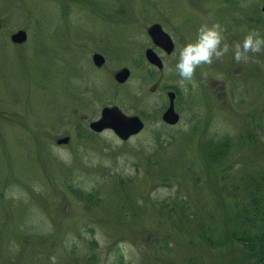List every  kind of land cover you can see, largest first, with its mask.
<instances>
[{"label": "rangeland", "instance_id": "1", "mask_svg": "<svg viewBox=\"0 0 264 264\" xmlns=\"http://www.w3.org/2000/svg\"><path fill=\"white\" fill-rule=\"evenodd\" d=\"M263 2L0 0V264H262L232 233L252 234L238 197L264 181V51L237 62L232 46L264 35ZM217 22L229 52L182 82L168 71L178 46ZM169 91L174 125L161 119ZM105 105L144 128L90 131Z\"/></svg>", "mask_w": 264, "mask_h": 264}, {"label": "clouds", "instance_id": "2", "mask_svg": "<svg viewBox=\"0 0 264 264\" xmlns=\"http://www.w3.org/2000/svg\"><path fill=\"white\" fill-rule=\"evenodd\" d=\"M224 29L217 23H203L195 34L178 46L174 54L175 64L168 71H175L182 82L195 83L193 77L201 65L212 64L229 52V44L224 41ZM233 57L237 62L248 60L249 53L264 51V35L256 29H249L242 40L232 46Z\"/></svg>", "mask_w": 264, "mask_h": 264}, {"label": "water", "instance_id": "3", "mask_svg": "<svg viewBox=\"0 0 264 264\" xmlns=\"http://www.w3.org/2000/svg\"><path fill=\"white\" fill-rule=\"evenodd\" d=\"M264 11V3L262 5ZM147 33L151 36L153 42L161 46L167 53H170L173 48V43L170 36L163 31L162 27L158 23H153L147 28ZM26 38V34L23 30H20L12 34L11 39L14 42H22ZM146 58L157 67H162V61L157 53L148 48L145 51ZM93 60L96 65H101L104 62V58L100 54H94ZM129 75V70L123 68L115 73V78L119 82H123ZM169 106L163 112L162 118L168 123H176L179 120V115L174 109V92H169ZM142 120L136 116H127L117 106L104 107L101 111V118L90 123V127L96 131H100L105 127L112 128L116 134L122 138L127 139L130 135L139 132L143 128ZM68 138L60 139L58 142H67Z\"/></svg>", "mask_w": 264, "mask_h": 264}, {"label": "trees", "instance_id": "4", "mask_svg": "<svg viewBox=\"0 0 264 264\" xmlns=\"http://www.w3.org/2000/svg\"><path fill=\"white\" fill-rule=\"evenodd\" d=\"M255 184L258 186L238 197L237 204L241 221L250 227L252 234L233 232L232 238H237L250 252L257 253L258 259L264 264V181H256Z\"/></svg>", "mask_w": 264, "mask_h": 264}]
</instances>
